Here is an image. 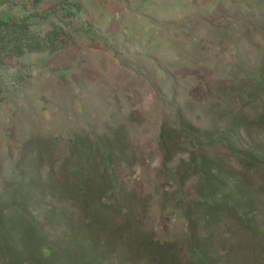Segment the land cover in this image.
Listing matches in <instances>:
<instances>
[{
    "label": "rangeland",
    "instance_id": "374dc122",
    "mask_svg": "<svg viewBox=\"0 0 264 264\" xmlns=\"http://www.w3.org/2000/svg\"><path fill=\"white\" fill-rule=\"evenodd\" d=\"M77 1L83 13L71 25L72 43L56 53L9 59L0 71V191L15 173L21 143L32 134L53 139L60 163L71 135L109 136L124 125L130 164L116 165V190L131 219L153 240L176 243L183 262L189 256L190 218L225 264H261L264 164L249 168L218 149L226 174L239 183L236 195L262 201L253 208L262 230L253 236L228 214L202 219L196 176L179 189L160 173L158 136L162 122L186 104L188 118L205 127L219 117L207 113L218 99L214 82L236 83L258 72L264 0ZM191 150L185 145L169 163L170 174ZM59 212L75 215L69 208ZM63 232L45 228L51 239L61 240ZM110 263L124 264L120 257Z\"/></svg>",
    "mask_w": 264,
    "mask_h": 264
},
{
    "label": "trees",
    "instance_id": "16d2710c",
    "mask_svg": "<svg viewBox=\"0 0 264 264\" xmlns=\"http://www.w3.org/2000/svg\"><path fill=\"white\" fill-rule=\"evenodd\" d=\"M82 13L77 0H0V71L9 59L65 48L73 41L71 25ZM214 90L218 99L207 113L219 117L205 127L188 118L187 104L162 122L160 173L179 189L196 176L204 221L228 214L257 236L262 227L253 208L262 201L236 195L239 183L226 174L218 149L249 168L264 164V58L255 74L236 83L215 81ZM185 145L192 147L188 159H180L177 173L170 174L169 163ZM129 146L124 125L109 136L73 134L59 163L53 139L40 134L25 139L15 173L0 191L2 264H111L117 257L124 264H225L198 221L188 218L189 256L183 262L176 243L153 240L131 219L115 176L116 165L130 164ZM64 208L75 215L60 214ZM51 226L63 228L61 240L45 233Z\"/></svg>",
    "mask_w": 264,
    "mask_h": 264
},
{
    "label": "crops",
    "instance_id": "0c3cea01",
    "mask_svg": "<svg viewBox=\"0 0 264 264\" xmlns=\"http://www.w3.org/2000/svg\"><path fill=\"white\" fill-rule=\"evenodd\" d=\"M65 113H67V111H66ZM66 115H67V114H66ZM29 133H30V132H28V134H27V135H24V137H27V136L29 135ZM24 134H25V133H24Z\"/></svg>",
    "mask_w": 264,
    "mask_h": 264
}]
</instances>
